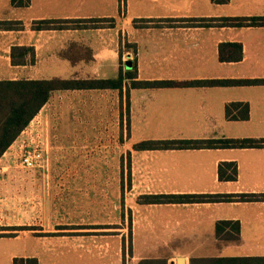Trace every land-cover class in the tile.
<instances>
[{"label":"crops","instance_id":"0c3cea01","mask_svg":"<svg viewBox=\"0 0 264 264\" xmlns=\"http://www.w3.org/2000/svg\"><path fill=\"white\" fill-rule=\"evenodd\" d=\"M213 17H264V0H30L24 7L0 0V21L24 24L21 30H0V80L114 78L122 63L131 69L134 61L137 80L144 81L264 79V26L187 21ZM97 18L113 21L93 28L101 24ZM52 19L88 20L91 27L33 29L35 21ZM224 43L242 44L243 58L222 61ZM17 46L34 49L25 65L13 63ZM233 102L248 104V119L227 117ZM210 138L264 139V85L126 83L123 96L118 89L54 93L0 159V264L15 258H37L39 264H180L179 258L207 264L214 258L264 257V201L137 202L150 193H264V147L134 149L146 140ZM32 143L46 150L43 166H14ZM54 160L65 164L53 166ZM72 160L78 165L70 166ZM223 161L237 163L236 181L219 180ZM118 171L129 172L133 189L143 184L136 216L129 221L126 215L119 231L116 220L102 222L99 213H88L95 205L84 203L85 191L95 185L49 179ZM224 221L239 222L238 242L222 239L233 233L229 226L218 236L217 224ZM16 227L33 229H11ZM171 240L191 248L168 252Z\"/></svg>","mask_w":264,"mask_h":264},{"label":"trees","instance_id":"16d2710c","mask_svg":"<svg viewBox=\"0 0 264 264\" xmlns=\"http://www.w3.org/2000/svg\"><path fill=\"white\" fill-rule=\"evenodd\" d=\"M214 3L224 4L229 0H212ZM16 6H28L30 0H12ZM93 21V28L107 27L102 22L113 21L110 18H97ZM192 24L206 27L227 26H264V17H213L193 18L187 20ZM88 20H40L35 21L33 29H67L70 27L84 29L91 27L85 24ZM24 24L21 21H0V30H21ZM130 47V45H127ZM34 53L32 47H14L12 51L15 65L27 64L26 56ZM243 46L240 43H224L220 45V59L222 61L241 60ZM137 62L134 61L131 69L125 68L122 63L119 74L114 78H70V79H42V80H0V159L10 146L18 139L22 132L30 125L56 92L76 89H118L122 96L126 83L132 88H174V87H207V86H241L264 85V79H208L190 81H144L137 80ZM226 115L231 120L248 119L249 106L242 102H233L226 106ZM264 139L254 138H210V139H169L146 140L134 145L135 150H169V149H232V148H263ZM220 181H236L239 176L237 163L223 161L218 167ZM131 182V175H130ZM231 201H264V193H150L138 197L139 204H186L206 202ZM230 227L233 233L224 235V240L238 242L240 240L239 222L224 221L217 224V234ZM9 229V228H8ZM14 230H28L30 227H16ZM155 260H146L143 263H157ZM207 264H264V257H227L206 259ZM13 264H39L37 258H15Z\"/></svg>","mask_w":264,"mask_h":264},{"label":"rangeland","instance_id":"374dc122","mask_svg":"<svg viewBox=\"0 0 264 264\" xmlns=\"http://www.w3.org/2000/svg\"><path fill=\"white\" fill-rule=\"evenodd\" d=\"M28 144H25L27 146ZM22 149L20 155H18L13 165L16 167H21L24 169H34V168H25L21 166L20 160L25 150V147ZM128 158V157H127ZM55 163V164H54ZM53 166H62L65 163L60 162L59 160H54ZM124 163V160H123ZM70 166L75 167L78 165L75 160H72L69 164ZM119 165V161H118ZM36 169V168H35ZM140 178V177H139ZM50 181L53 183H60L63 179H69L71 183L75 184H85L86 186L95 185L96 190L92 192L91 189L85 191L86 200L85 204H93L95 205L94 210H90L89 214H98L100 215V220L109 221L116 220L117 221V229H119L125 224L126 215L129 218V221L132 216H136V198L142 193V187H136L133 189L131 187L130 182V174L129 172L123 171L122 173L109 174V173H101L100 175L94 174H78V175H51ZM132 179V177H131ZM144 193V192H143ZM94 194V196H93ZM99 208H98V206ZM84 227H89L85 225ZM120 239H118V242ZM124 244V239L122 240ZM125 245V244H124ZM134 245V243H133ZM129 247V245H128ZM135 247V245H134ZM179 249L180 251H187L191 248L189 242L185 243L182 240H171L170 245L168 246V252L170 249ZM167 253V252H166ZM87 260V259H86Z\"/></svg>","mask_w":264,"mask_h":264},{"label":"built area","instance_id":"2783aa9c","mask_svg":"<svg viewBox=\"0 0 264 264\" xmlns=\"http://www.w3.org/2000/svg\"><path fill=\"white\" fill-rule=\"evenodd\" d=\"M25 147L20 160L21 166L25 168H41L44 164V155L46 153L44 147L40 143H32Z\"/></svg>","mask_w":264,"mask_h":264},{"label":"water","instance_id":"95a60500","mask_svg":"<svg viewBox=\"0 0 264 264\" xmlns=\"http://www.w3.org/2000/svg\"><path fill=\"white\" fill-rule=\"evenodd\" d=\"M128 65L130 66L131 64H128ZM180 260L183 261V258H179V262H180Z\"/></svg>","mask_w":264,"mask_h":264},{"label":"bare ground","instance_id":"6f19581e","mask_svg":"<svg viewBox=\"0 0 264 264\" xmlns=\"http://www.w3.org/2000/svg\"><path fill=\"white\" fill-rule=\"evenodd\" d=\"M179 263H180V264H183V263H184V259H183V261H181V260H180V262H179Z\"/></svg>","mask_w":264,"mask_h":264}]
</instances>
